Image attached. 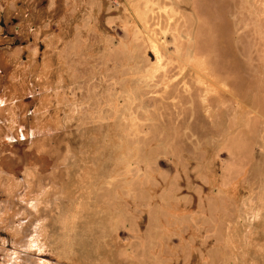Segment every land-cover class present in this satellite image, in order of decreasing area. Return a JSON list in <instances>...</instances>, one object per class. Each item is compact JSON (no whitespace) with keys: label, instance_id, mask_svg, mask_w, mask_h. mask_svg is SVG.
I'll return each instance as SVG.
<instances>
[{"label":"rangeland","instance_id":"rangeland-1","mask_svg":"<svg viewBox=\"0 0 264 264\" xmlns=\"http://www.w3.org/2000/svg\"><path fill=\"white\" fill-rule=\"evenodd\" d=\"M0 264H264V0H0Z\"/></svg>","mask_w":264,"mask_h":264}]
</instances>
